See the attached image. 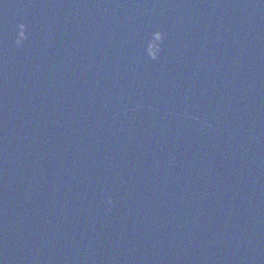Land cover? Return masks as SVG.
<instances>
[{
  "label": "water",
  "instance_id": "water-1",
  "mask_svg": "<svg viewBox=\"0 0 264 264\" xmlns=\"http://www.w3.org/2000/svg\"><path fill=\"white\" fill-rule=\"evenodd\" d=\"M0 264H264V0H0Z\"/></svg>",
  "mask_w": 264,
  "mask_h": 264
},
{
  "label": "clouds",
  "instance_id": "clouds-1",
  "mask_svg": "<svg viewBox=\"0 0 264 264\" xmlns=\"http://www.w3.org/2000/svg\"><path fill=\"white\" fill-rule=\"evenodd\" d=\"M20 27H22V28H23V27H24V25H21ZM19 42H20V41H17V43H19Z\"/></svg>",
  "mask_w": 264,
  "mask_h": 264
}]
</instances>
